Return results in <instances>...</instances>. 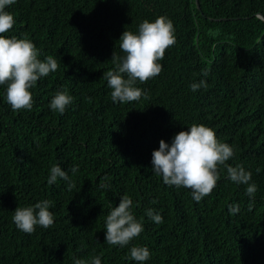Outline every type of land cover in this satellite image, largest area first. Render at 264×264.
I'll use <instances>...</instances> for the list:
<instances>
[{"label": "trees", "instance_id": "16d2710c", "mask_svg": "<svg viewBox=\"0 0 264 264\" xmlns=\"http://www.w3.org/2000/svg\"><path fill=\"white\" fill-rule=\"evenodd\" d=\"M16 0L7 37L29 39L41 60L58 69L41 77L31 110L13 111L0 85V264H137L133 246L147 247L144 264H264V0ZM159 16L174 26L175 44L158 61L162 71L136 87L139 101L113 102L103 73L119 38ZM202 70L208 75L203 76ZM206 81L192 91L190 85ZM73 103L50 108L57 91ZM214 130L234 150L226 163L241 165L257 185L220 178L199 202L191 190L163 183L152 153L193 124ZM59 165L75 187L49 170ZM78 166L73 174L70 169ZM259 169V171H257ZM107 177V180L103 178ZM104 183L106 187H100ZM132 201L143 225L125 247L106 242V217L120 197ZM49 200L54 223L32 234L12 220L17 207ZM235 211H231L232 207ZM152 209L162 223L146 215Z\"/></svg>", "mask_w": 264, "mask_h": 264}, {"label": "clouds", "instance_id": "9594fccd", "mask_svg": "<svg viewBox=\"0 0 264 264\" xmlns=\"http://www.w3.org/2000/svg\"><path fill=\"white\" fill-rule=\"evenodd\" d=\"M16 0H0V85H6V101L13 111L31 110L33 97L30 89L34 88L41 77L48 76L58 69V62L52 56L39 59V50L27 38H11L4 35L13 28L14 17L6 6ZM119 47L123 55L113 52L114 67L103 73L107 86L111 89L113 102L139 101L146 93L136 87L137 81L144 83L154 78L162 71L158 62L164 58L165 50L176 42L174 26L170 19L159 16L154 22L144 20L138 26L136 33L125 30L119 38ZM207 76L208 71L202 70ZM192 91L207 87L206 81L190 85ZM73 103V97L67 90L57 91L50 102V108L63 114L66 107ZM234 155L233 148L227 143L218 141L213 129L203 124L193 123L187 131H180L172 139L171 144L163 139L159 149L152 153L153 172L162 177L163 183L191 190L192 198L199 202L209 195L220 178L219 169L226 168L227 178L237 184L247 185L246 194L253 198L249 204L251 210L257 185L250 183L251 173L243 166L235 167L226 162ZM78 166L70 171L75 174ZM259 171V169H257ZM57 178L68 182L69 190L75 187L68 172L59 165H53L49 170L48 183L53 184ZM107 180V177L103 178ZM104 183L100 187H106ZM132 199L124 195L120 197L118 206L111 207L106 221V242L109 245L125 247L143 231V225L132 213ZM51 202L41 200L33 206L17 207L12 220L16 228L24 233L32 234L36 226L49 228L54 223ZM235 207L231 211H235ZM146 215L155 223H162L163 218L154 210H146ZM129 258L137 264H144L150 258L147 247L133 246ZM74 264H88L83 259L74 258ZM90 264H101L99 256H93Z\"/></svg>", "mask_w": 264, "mask_h": 264}, {"label": "water", "instance_id": "95a60500", "mask_svg": "<svg viewBox=\"0 0 264 264\" xmlns=\"http://www.w3.org/2000/svg\"><path fill=\"white\" fill-rule=\"evenodd\" d=\"M196 3H197L198 8L201 9L199 0H196ZM260 17L264 19V16L260 15Z\"/></svg>", "mask_w": 264, "mask_h": 264}]
</instances>
